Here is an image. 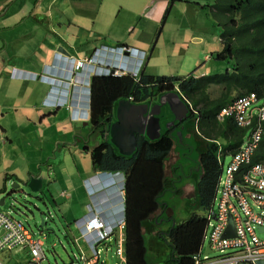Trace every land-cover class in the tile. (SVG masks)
I'll return each instance as SVG.
<instances>
[{
  "label": "crops",
  "instance_id": "crops-1",
  "mask_svg": "<svg viewBox=\"0 0 264 264\" xmlns=\"http://www.w3.org/2000/svg\"><path fill=\"white\" fill-rule=\"evenodd\" d=\"M222 20L223 14L214 4L198 0H0V189L6 180L41 174L57 204L54 208L60 223L66 229L65 223H74L87 215L90 196L85 181L92 179L98 191L95 209L114 214L119 205L116 196L109 194L113 190L108 192L111 184L105 182L113 172L95 169L91 148L86 152L78 150L80 141L90 137L79 130L89 121L88 117L80 116L90 109L84 80L87 68L78 71L84 79L76 86L70 85L69 60L83 59L97 49L103 53L102 48L113 50V58L118 59L120 52L116 48L127 46L137 54L124 52L121 63L135 60L136 65L133 61L126 63L132 67L142 59L139 78L157 57L159 38L167 29L174 30V38L170 35L173 54H181L179 49L185 47L183 51L195 56L196 62L199 56L207 63L210 59L217 61L207 52L221 49L217 39L220 42ZM60 47L68 54L59 51ZM29 73L53 76L56 81L35 79ZM207 74L212 73L204 71L195 76ZM62 97L67 99L63 105L51 106L54 99L63 101ZM53 146L70 155L46 158L48 148ZM83 153L90 158H82ZM71 154L77 158H71ZM176 155L177 159L181 157ZM145 225L149 226L150 222L146 221ZM69 230L78 247L87 252L75 225ZM160 231L163 233L157 225L149 233L153 247L159 246L156 239ZM21 252L30 264L27 248L2 252L0 263L9 262L14 253L21 255ZM118 261L126 262V256L125 261ZM100 264H111L109 257H104ZM255 264H264V260Z\"/></svg>",
  "mask_w": 264,
  "mask_h": 264
},
{
  "label": "trees",
  "instance_id": "trees-1",
  "mask_svg": "<svg viewBox=\"0 0 264 264\" xmlns=\"http://www.w3.org/2000/svg\"><path fill=\"white\" fill-rule=\"evenodd\" d=\"M215 8L223 14L219 35L221 49L216 52L215 59L228 62L230 66L226 72L202 76H195L194 72L185 76L141 72L138 79L130 74L91 77L90 120L93 124L116 118V107L121 99L132 97L134 103L146 102L149 96H160L168 90L176 91L190 109L187 118L178 123L176 129L175 126L167 128V120L160 119L159 139L149 140L137 135V149L129 156L109 145L108 137L104 136L109 125L100 123L106 140L91 151L94 167L102 172L119 171L126 176V264H152L147 259L144 234L155 231L157 225H161V219L165 221L162 214L166 203L160 198L168 188H176L180 181L176 173L183 166L179 157L172 166L174 176L170 177L166 174L165 162L180 144L174 136L175 131L184 129L186 124L189 126L187 134L194 135L198 141L197 206L206 212L203 215L193 213L187 220L176 223L167 230V238L161 231L158 235L167 240L172 251L163 264H193V255L202 246L208 222L205 215L211 210L221 173L218 158L235 153L247 131L238 127L232 117L219 121L217 113L236 97L249 92L264 99V0H223V5H215ZM219 149L222 150L221 157ZM254 159L264 161V139L260 141ZM146 221L150 222L149 226L145 225Z\"/></svg>",
  "mask_w": 264,
  "mask_h": 264
},
{
  "label": "built area",
  "instance_id": "built-area-1",
  "mask_svg": "<svg viewBox=\"0 0 264 264\" xmlns=\"http://www.w3.org/2000/svg\"><path fill=\"white\" fill-rule=\"evenodd\" d=\"M117 50L120 52L118 59L113 58L114 53L111 54L113 50L109 48H102L103 53L97 49L92 55L83 59H73L69 84L76 86L82 81L84 78H81L78 71L85 68H87L84 79L86 83L90 82L94 75L129 73L138 78L143 60L141 59L137 66L130 67L126 62L123 65L121 56L124 49L117 48ZM14 73L16 70L13 71ZM27 75L53 82L49 79L51 76L45 74ZM56 100L58 104L62 103L61 100ZM260 100L254 92H249L236 97L221 107L217 113L219 121L225 117H232L238 127L249 131V135L237 151L231 154L230 161L226 165L222 158H218L221 173L212 208L205 215L208 222L203 242L207 237L209 251L204 252L202 242L200 250L193 255V264H255L264 260V230H258V228L264 229V161L254 159L260 141L264 139V99ZM221 155L222 150L219 149V157ZM106 177L103 179L106 180ZM109 178L105 181L111 184L107 188L108 192L113 190L114 193L109 192V194L116 196L119 205L112 215L105 214L104 210L95 209L98 205V191H95L92 179L85 181L90 203L87 205V215L75 220L74 225L88 250L86 252L82 247H78L82 255L77 264L103 262L101 244L106 250L109 245H115L117 258L125 261L126 176L117 171ZM230 221L232 227L229 226ZM42 244L43 240L35 237L34 233L21 221L16 220L10 212L0 210V254L16 248H27L30 264H42L46 256ZM215 252L216 255H210Z\"/></svg>",
  "mask_w": 264,
  "mask_h": 264
},
{
  "label": "rangeland",
  "instance_id": "rangeland-1",
  "mask_svg": "<svg viewBox=\"0 0 264 264\" xmlns=\"http://www.w3.org/2000/svg\"><path fill=\"white\" fill-rule=\"evenodd\" d=\"M202 3L211 2L214 6L223 5V0H198ZM15 5H13L14 7ZM176 8H174V12ZM174 31V30H173ZM173 31H168L166 29L165 33L159 38V42L157 44V49L155 59L152 60V64L147 68V71L144 72L146 75H166V76H185L191 72L194 73H201L204 71H209L211 73H218V72H226L230 65L227 61H215V60H208V63L204 61L203 56H199L198 62L194 60L195 56H192L191 53L183 51L185 47L180 48L179 51L181 54L172 53L170 48V35L174 38ZM221 32V31H220ZM220 32L218 35H220ZM217 44L219 45V39H217ZM214 50V49H213ZM213 50H209L207 53H212L213 58L215 59L216 51L212 52ZM92 55V54H91ZM209 56V54H208ZM133 61V65H136V61L132 59H126V63L129 64ZM215 61V63H214ZM209 66V68H207ZM142 70V68H141ZM37 74V73H35ZM41 75V74H38ZM49 82V81H48ZM59 85V84H58ZM68 84L66 85L67 88ZM90 86V84H89ZM87 85V94L88 99L91 98V89ZM63 98V97H62ZM132 98V97H131ZM129 98V99H131ZM66 98H63L61 105L66 102ZM51 106L58 107V101L54 99L51 103ZM90 106V105H89ZM90 112L91 107L84 113H81V117L89 118L90 120ZM163 120H167L165 122V126L168 125V115ZM91 125L83 126L80 128V132L83 133L84 136L87 134L90 137L85 141H80L78 150L86 152L83 149L85 146L88 147L91 151L93 150V146L99 145L102 140L103 136L99 133H93ZM189 130L188 124H186L185 128L177 129L174 133V136H177V143L180 144L175 146L174 151H171L166 164V174L170 176L172 174L173 168L172 166L176 163L177 155L181 154L180 163L183 166H180V169L177 170V176L180 177V181L176 184L175 189L168 188L167 191L161 196L160 201L166 203V209L162 214V218L165 219L163 223L160 225L161 230H163V234L165 238H167L166 232L167 230L175 225L176 223L183 222L187 220L193 213H197L199 215L204 214V210L201 207L197 206L198 203V193H197V182L200 176V170L197 167V161L199 157L198 151V141L194 138V135H188L187 131ZM249 135V131L245 132L244 141L247 140ZM221 140V139H220ZM49 149V157L46 158H68L70 153H65L62 151L61 148H53ZM83 149V150H82ZM231 154H227L222 158L224 165H226L230 161ZM70 158V157H69ZM71 158H77L73 154H71ZM82 158H90L89 155L84 154ZM177 180V179H176ZM1 211L10 212L8 207V202L5 205L0 206ZM11 213V212H10ZM12 216L22 222L24 226L30 229L34 236L37 238H41L43 240L42 248L45 252V258L42 260V264H75L71 261L73 253L78 252V244L74 242L72 239V235L69 229L74 228V223L66 224V229L60 221L57 225V231L55 233H45L39 232L37 227L35 226V222L24 215H19L14 212L11 213ZM210 229V228H209ZM206 231V230H205ZM46 234V236L44 235ZM145 238V245L147 248V259L153 264H163V261L166 260L168 257L171 256L172 251L166 239H162V237H158L159 246L155 244V247L151 244V235L149 233L144 234ZM208 244V238L206 237L203 242L204 248ZM17 249V248H16ZM101 256L106 257L108 256L110 259L111 264H126V262H119L116 256V246L109 245L107 250L106 247L101 244ZM2 254V253H1ZM0 254V255H1ZM217 253H211L210 255H216ZM25 254L21 252L20 254H13L11 260L9 262H5V264H27L25 261Z\"/></svg>",
  "mask_w": 264,
  "mask_h": 264
},
{
  "label": "water",
  "instance_id": "water-1",
  "mask_svg": "<svg viewBox=\"0 0 264 264\" xmlns=\"http://www.w3.org/2000/svg\"><path fill=\"white\" fill-rule=\"evenodd\" d=\"M58 50L66 52L61 47ZM164 105H168L169 111L178 122H182L189 112L187 104L173 90L163 93L159 102L152 106L148 103H134L126 98L119 100L115 113L116 121L110 124L107 131L109 142L120 154L129 156L137 149V135L146 136L149 140L159 139L161 135L159 114ZM173 123V121L169 122L167 128ZM90 124L89 120L84 125ZM83 149L88 150V147L85 146ZM6 202L11 213L24 215L33 220L39 232L47 234L57 231L60 221L54 208L57 204L51 197L47 182H44L41 174H30L12 181H4L0 189V206L5 205ZM229 226H233L232 221L229 222ZM261 230L262 228H259V231ZM208 251L207 244L204 252Z\"/></svg>",
  "mask_w": 264,
  "mask_h": 264
},
{
  "label": "flooded vegetation",
  "instance_id": "flooded-vegetation-1",
  "mask_svg": "<svg viewBox=\"0 0 264 264\" xmlns=\"http://www.w3.org/2000/svg\"><path fill=\"white\" fill-rule=\"evenodd\" d=\"M168 91H170V90H168ZM168 91H166V92H168ZM165 93V92H164ZM162 95V94H161ZM160 95V96H161ZM160 96L159 95H157V94H155V95H153V96H149L148 98H147V100H146V102H137V103H148L150 106H152L153 105V103L155 104V103H158L159 102V99H160ZM150 102H151V104H150ZM166 107H168V105H164V106H162L161 107V112H160V114H159V117H160V119L163 121V115H168V122H171V121H173L174 123H173V125H171L170 127H174L175 129H176V126H177V124L178 123H183V121L187 118H185L182 122H178L177 120H175L174 119V115L172 114V116H169L170 114L168 113V111H167V108ZM113 108V107H112ZM189 111H190V109H189ZM189 113V112H188ZM188 113H187V115H188ZM114 121H116V118H113V117H110V119H108V118H106V120L105 121H101V122H99V123H92L91 122V120H90V122H91V126L90 127H93L92 128V132L93 133H100L101 135L103 134V133H101V130H102V128H101V124L100 123H104L105 124V126H110V124L111 123H113ZM95 126H98V128L97 129H94L95 128ZM104 126V125H103ZM169 127V128H170ZM109 129V128H108ZM104 135H105V137H107V131L104 133ZM90 136V135H89ZM156 140V139H155ZM109 142V141H108ZM109 145L111 146V147H114L110 142H109ZM115 148V147H114Z\"/></svg>",
  "mask_w": 264,
  "mask_h": 264
},
{
  "label": "bare ground",
  "instance_id": "bare-ground-1",
  "mask_svg": "<svg viewBox=\"0 0 264 264\" xmlns=\"http://www.w3.org/2000/svg\"><path fill=\"white\" fill-rule=\"evenodd\" d=\"M117 48H123L124 49V51L123 52H132V53H134L135 55L137 54L136 52H135V50H134V48H129V47H123V46H119V47H117ZM117 48H116V50H117ZM110 49V48H109ZM72 60H73V58H71L70 60H69V64H71L72 65ZM110 75H113V74H110ZM133 77V76H132ZM136 78V77H135ZM49 79H52L53 81H55V78L53 77L52 78V76H51V78H49ZM136 79H138V78H136ZM67 80V79H66ZM65 80V81H66ZM255 93V92H254ZM256 94V93H255ZM257 95V94H256ZM262 100V99H261ZM260 100V101H261ZM122 173V172H121ZM124 174V173H123ZM125 175V174H124ZM258 230H259V228H258ZM262 230H264L263 228H262ZM261 230V231H262ZM81 255H82V253L80 252V251H78V252H76V253H73V255H72V258H71V261L72 262H79L80 261V257H81Z\"/></svg>",
  "mask_w": 264,
  "mask_h": 264
},
{
  "label": "clouds",
  "instance_id": "clouds-1",
  "mask_svg": "<svg viewBox=\"0 0 264 264\" xmlns=\"http://www.w3.org/2000/svg\"><path fill=\"white\" fill-rule=\"evenodd\" d=\"M141 71V70H140ZM90 82L87 83V85L89 86ZM90 87V86H89Z\"/></svg>",
  "mask_w": 264,
  "mask_h": 264
}]
</instances>
